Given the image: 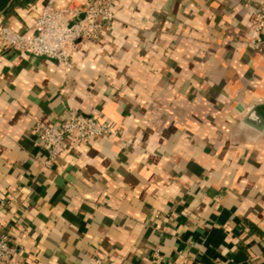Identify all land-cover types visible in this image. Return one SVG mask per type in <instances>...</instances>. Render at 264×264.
Returning a JSON list of instances; mask_svg holds the SVG:
<instances>
[{
    "label": "crops",
    "instance_id": "0c3cea01",
    "mask_svg": "<svg viewBox=\"0 0 264 264\" xmlns=\"http://www.w3.org/2000/svg\"><path fill=\"white\" fill-rule=\"evenodd\" d=\"M107 1L112 25L69 68L0 44V234L17 264H264V0ZM44 4L9 0L0 26L31 32ZM68 111L115 134L67 138L46 165L34 125Z\"/></svg>",
    "mask_w": 264,
    "mask_h": 264
},
{
    "label": "built area",
    "instance_id": "2783aa9c",
    "mask_svg": "<svg viewBox=\"0 0 264 264\" xmlns=\"http://www.w3.org/2000/svg\"><path fill=\"white\" fill-rule=\"evenodd\" d=\"M55 0H45L31 32H17L0 26V44L4 50H17L35 57H47L69 68L71 57L80 45L99 38L102 29L112 25L114 13L107 0H89L86 4L68 3L54 6ZM250 43L259 48L264 43V8L255 12ZM263 37V39H261ZM36 139L45 152V164L50 165L57 157L62 142L67 138L88 141L101 135H113L115 129L107 122L92 116L68 111L51 124L36 122ZM16 249L8 232L0 234V264H17ZM161 259L158 250L152 253L150 264ZM93 264H106L99 258Z\"/></svg>",
    "mask_w": 264,
    "mask_h": 264
},
{
    "label": "trees",
    "instance_id": "16d2710c",
    "mask_svg": "<svg viewBox=\"0 0 264 264\" xmlns=\"http://www.w3.org/2000/svg\"><path fill=\"white\" fill-rule=\"evenodd\" d=\"M8 4L9 0H0V11L4 10Z\"/></svg>",
    "mask_w": 264,
    "mask_h": 264
},
{
    "label": "water",
    "instance_id": "95a60500",
    "mask_svg": "<svg viewBox=\"0 0 264 264\" xmlns=\"http://www.w3.org/2000/svg\"><path fill=\"white\" fill-rule=\"evenodd\" d=\"M263 126H264L263 123H260L256 128H257V129H258V128H259V129H260V128L263 129ZM263 130H264V129H263Z\"/></svg>",
    "mask_w": 264,
    "mask_h": 264
}]
</instances>
